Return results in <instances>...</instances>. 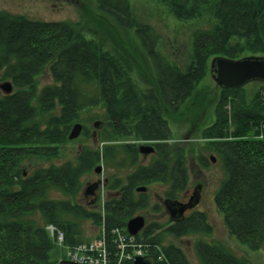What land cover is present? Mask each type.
Listing matches in <instances>:
<instances>
[{
	"label": "trees",
	"instance_id": "16d2710c",
	"mask_svg": "<svg viewBox=\"0 0 264 264\" xmlns=\"http://www.w3.org/2000/svg\"><path fill=\"white\" fill-rule=\"evenodd\" d=\"M156 1L180 22L199 24L187 64L157 48L154 29L138 24L132 0H97L100 11L120 27L136 26L155 77L156 88L146 90L134 76L132 60L86 23L34 20L0 9V84L13 85L9 94L0 88V264H57L65 250L47 227L63 232L64 246L74 247L91 241L86 222L98 229L96 238H106L118 261L120 233L130 239L127 223L149 208L163 211L137 188L161 183L169 187L165 201L174 200L189 180L187 148L171 143L165 112H177L192 96L208 74L211 58L264 56V0ZM46 74L52 81L41 87ZM95 107L104 110L107 127L101 145L56 163L65 157L62 148L69 142L71 124ZM200 135L206 141L203 148L217 152L223 162L225 179L215 201L229 232L243 246L260 248L264 84L250 98L245 88L222 89L213 120ZM124 138L135 142H122ZM136 142L154 143L157 155L144 163ZM99 162L107 171L126 173L107 177L104 198L86 207L79 201L83 178ZM212 232L208 214L199 211L181 221L149 223L133 242L156 264H193L171 238ZM194 249L199 264H248L221 240L199 239ZM122 262L130 264L125 258Z\"/></svg>",
	"mask_w": 264,
	"mask_h": 264
},
{
	"label": "rangeland",
	"instance_id": "374dc122",
	"mask_svg": "<svg viewBox=\"0 0 264 264\" xmlns=\"http://www.w3.org/2000/svg\"><path fill=\"white\" fill-rule=\"evenodd\" d=\"M132 6L138 24L149 25L154 29L158 38L157 48L181 65L183 63L187 64L191 55L192 33L199 24L180 22L171 16L167 8L158 4L156 0H132ZM0 9L24 15L34 20L82 21V23H86L93 31L104 34L109 39L112 47H117L132 60L134 76L143 89L156 88L152 64L135 34L136 26L129 29L120 27L112 18L100 11L97 0H0ZM212 62L213 58L209 60L210 69L208 74L197 86L192 96L180 107V110L165 112V116L173 132L171 143L184 144L187 148L189 180L185 189L179 193V197L183 196L186 189H190L191 193L187 198L189 200L194 187L198 183H202L200 203L194 206L195 208L193 207L194 209L190 214L199 211L207 213L213 232L211 236L190 234L178 239L171 238V240L183 248L193 264H199L194 249V244L199 239L224 241L231 247L236 256L245 257L248 264H264V242L256 250L240 244L229 232L224 215L218 209L215 201L216 193L225 179V169L217 152L203 148L206 141L200 135L201 130L213 120L215 103L222 90L213 79ZM51 81V77L46 74L40 78V86L44 87L50 84ZM261 86L262 82L254 81L243 88H245L248 98H250ZM103 111L102 108L95 107L91 112L82 114L81 122L71 124L69 133L76 123H81L83 129L79 137L69 140L64 145L62 153L65 154V157L55 161L56 163L71 159L82 148L95 149L101 145L99 139L107 134L105 132L107 127L104 125ZM94 122H101V124L96 127ZM122 142L135 141L124 138ZM136 144H139V147L145 145L142 142H136ZM146 144L151 145L150 143ZM143 156L144 163L151 161V156L144 158ZM200 156L205 160L201 161ZM100 166L102 170L97 173L95 169ZM104 166L103 162H99L96 164V168L83 178V192L79 201L86 207L91 206L90 204H93L92 202L98 200L99 197L104 198L106 192L103 191L104 186L102 183L105 182L104 180L107 177L122 176L126 173V171H107ZM94 183L100 185V189L96 190L98 195L86 196L85 190ZM147 187L151 205L158 203L162 206L163 211L155 212L149 208L139 215L145 217L146 225L152 222L170 220L169 210L164 203L165 192L169 190V187L161 183H153L147 185ZM97 196L98 198H96ZM84 231L86 238L91 240L96 238L98 234V229L93 227L90 222L84 224ZM61 248L66 249L65 246Z\"/></svg>",
	"mask_w": 264,
	"mask_h": 264
},
{
	"label": "water",
	"instance_id": "95a60500",
	"mask_svg": "<svg viewBox=\"0 0 264 264\" xmlns=\"http://www.w3.org/2000/svg\"><path fill=\"white\" fill-rule=\"evenodd\" d=\"M212 76L216 83L222 89H238L243 88L247 84L254 81L264 82V56L246 55L240 59H228L224 57H215L212 62ZM0 88L7 94L13 91V85L10 82L0 84ZM101 122H96L98 127ZM83 126L81 123H76L69 133V140H74L79 137ZM140 153L149 155L156 151L154 145H140ZM213 160H215L213 158ZM102 167H97L95 171L100 173ZM99 184L94 183L89 185L85 190V195H94ZM137 191L145 192L146 187L140 186ZM201 185L197 186V190L187 203H175L174 200L167 199L165 205L170 212L173 221H181L185 217V212L192 209L199 203ZM146 219L142 215L135 216L127 223V231L131 236H137L145 227ZM154 256H137L133 264H156ZM60 264H79L70 261H62Z\"/></svg>",
	"mask_w": 264,
	"mask_h": 264
},
{
	"label": "built area",
	"instance_id": "2783aa9c",
	"mask_svg": "<svg viewBox=\"0 0 264 264\" xmlns=\"http://www.w3.org/2000/svg\"><path fill=\"white\" fill-rule=\"evenodd\" d=\"M48 229L54 238H56L55 240L58 244L62 245L65 239L64 233L58 231L54 226H49ZM126 236L120 233L118 241L120 254L118 261H116L109 252L106 238H96L90 242H85L74 250L69 251L65 258L70 261L84 264H121L124 258L128 261H132L136 255H142L144 252L142 249L136 248L137 245L134 244L133 238L129 236L130 239L126 240ZM129 247H134L132 253L126 252V249ZM96 249L100 250L99 256H97Z\"/></svg>",
	"mask_w": 264,
	"mask_h": 264
},
{
	"label": "flooded vegetation",
	"instance_id": "af4514ba",
	"mask_svg": "<svg viewBox=\"0 0 264 264\" xmlns=\"http://www.w3.org/2000/svg\"><path fill=\"white\" fill-rule=\"evenodd\" d=\"M151 145H154V143H152ZM154 147H155V149H156V151L154 152V153H151V154H149V155H144V154H142V153H140L141 154V157L143 156V158L144 157H146V156H156L157 155V148H156V146L154 145ZM105 182L104 183H102L103 184V186H105V184H106V182H107V179H105L104 180ZM198 186L199 185H201L202 186V183H198L197 184ZM197 185L194 187V190L192 191V194H191V196L189 197V200L187 199L188 198V196H189V194L191 193L190 191V189H186L185 191H184V194H183V196L182 197H175V199H174V201H175V203H187V202H189L190 201V199H191V197H192V195L195 193V191L197 190ZM97 189H100V185L98 186V188ZM148 190V187L146 186V191ZM95 196L96 195H98L97 194V192H95V194H94ZM87 196V195H86ZM201 197H202V192H200V200H201ZM96 198H98V196L96 197ZM99 199V198H98ZM163 199V198H162ZM200 200H199V203H200ZM164 201H165V199H164ZM199 203L197 204V205H199ZM196 205V206H197ZM195 208V207H194ZM194 208H192V209H194ZM192 209H188L186 212H185V217L184 218H186V217H188L189 215H191L190 213H192ZM169 214H170V212H169ZM169 217H170V219H171V215H169ZM141 233V232H140Z\"/></svg>",
	"mask_w": 264,
	"mask_h": 264
},
{
	"label": "bare ground",
	"instance_id": "6f19581e",
	"mask_svg": "<svg viewBox=\"0 0 264 264\" xmlns=\"http://www.w3.org/2000/svg\"><path fill=\"white\" fill-rule=\"evenodd\" d=\"M69 139V138H68ZM137 192H141V191H137ZM126 228H127V225H126ZM56 239V238H55ZM64 242H65V239H64ZM63 242V243H64ZM83 243H85V242H83ZM83 243H81V244H83ZM81 244H78V245H76V246H74V247H68V250H67V252H66V254L69 252V251H72V250H74L75 248H77L78 246H80ZM96 253H97V256H99V254H100V250L99 249H96ZM77 263H79V264H84V263H80V262H77Z\"/></svg>",
	"mask_w": 264,
	"mask_h": 264
}]
</instances>
